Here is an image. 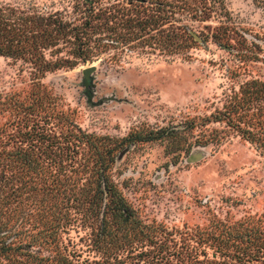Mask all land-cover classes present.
I'll list each match as a JSON object with an SVG mask.
<instances>
[{"label": "rangeland", "instance_id": "rangeland-1", "mask_svg": "<svg viewBox=\"0 0 264 264\" xmlns=\"http://www.w3.org/2000/svg\"><path fill=\"white\" fill-rule=\"evenodd\" d=\"M0 5L57 11L77 25L90 18L93 26L83 28L82 39L95 45L78 55L66 41L56 55L77 63L43 76L27 58L0 55V245L48 217L60 225L61 243L74 260L97 259L102 226H116L103 207L98 214L87 208L97 186L85 170L94 151L71 129L81 127L108 144L105 135L185 127L178 152H168L177 144L166 148V139L114 151L116 188L170 261L182 263L176 252L186 239L207 235L229 244L230 256L215 264H243L235 254L240 251L248 258L244 264H264V152L225 121L202 119L244 81L264 78V0ZM91 64L86 84L83 68ZM214 247L201 246L199 257L221 261Z\"/></svg>", "mask_w": 264, "mask_h": 264}, {"label": "trees", "instance_id": "trees-1", "mask_svg": "<svg viewBox=\"0 0 264 264\" xmlns=\"http://www.w3.org/2000/svg\"><path fill=\"white\" fill-rule=\"evenodd\" d=\"M84 1L89 5L95 2ZM86 26H93L90 18H86L82 25H77L57 11L44 13L35 9L0 5V55L27 58L42 76L49 70L72 67L77 63V59L56 54L66 41L74 44L75 53L78 55L93 49L95 45L90 46L85 38L82 39L85 36L83 28ZM202 119L205 123L225 121L243 137L256 142L264 152V78L256 77L244 81L220 109L210 112ZM184 128L160 126L136 129L122 137L105 135L111 140L106 144L98 142L102 136H96L75 126L70 134L84 137L86 141L91 142L90 146L94 151V159L90 164H86L85 170L87 177H92L97 186L92 195L87 197V208L98 214V209L103 207L102 213L108 212L116 229L106 230V225L102 226L101 233L95 239V244L101 249L97 259L76 261L65 252L59 236L60 225L52 222L53 218L42 217L41 227L36 230L33 227L25 228L23 234L15 233L14 237L3 240L0 245V264H215L218 261L223 263L230 256V250L227 249L229 244L225 239L213 237L212 240L207 235L186 239L176 252L182 258V263L170 261L168 258L171 254L164 253L162 241H159L152 229L140 225L133 209L119 193L110 176L114 151L137 141L166 139V148L169 143L177 144L174 149H168V152H178L177 150L184 148L185 137L182 133ZM4 185L1 182L0 189ZM1 207L0 203V210ZM206 245L215 246L214 252H218L222 257L221 261L216 258L199 257L198 254L204 252L201 246ZM42 248L48 252L41 253ZM235 254L239 258H244L245 262L248 260L245 251Z\"/></svg>", "mask_w": 264, "mask_h": 264}, {"label": "water", "instance_id": "water-1", "mask_svg": "<svg viewBox=\"0 0 264 264\" xmlns=\"http://www.w3.org/2000/svg\"><path fill=\"white\" fill-rule=\"evenodd\" d=\"M94 69H95V65L94 64L88 65V66L83 68V74H84L83 79H84V82L86 84H88L90 82V80L92 78L91 74H92V71ZM193 156H194V154L191 153V157H193Z\"/></svg>", "mask_w": 264, "mask_h": 264}]
</instances>
